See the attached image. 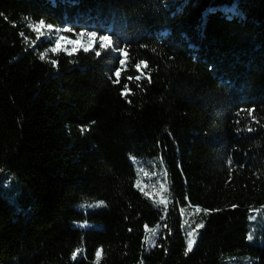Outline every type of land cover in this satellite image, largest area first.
Returning <instances> with one entry per match:
<instances>
[{"label": "trees", "instance_id": "trees-1", "mask_svg": "<svg viewBox=\"0 0 264 264\" xmlns=\"http://www.w3.org/2000/svg\"><path fill=\"white\" fill-rule=\"evenodd\" d=\"M41 19L119 40L120 83ZM262 215L264 0H0V264H264Z\"/></svg>", "mask_w": 264, "mask_h": 264}, {"label": "snow or ice", "instance_id": "snow-or-ice-1", "mask_svg": "<svg viewBox=\"0 0 264 264\" xmlns=\"http://www.w3.org/2000/svg\"><path fill=\"white\" fill-rule=\"evenodd\" d=\"M29 26L32 28V31L36 33L38 39L45 36V33L41 31V29L43 27H45V20L44 19H41L39 21V23H37L35 25H29ZM46 27L48 29V36L50 37V42L54 43V45H55L54 47L51 48V52L58 53L60 51H64L68 56H72L75 53H77L81 47H82V50L84 53H88L90 51V49H92L93 45L97 42L98 31H100L99 29H96V30H89L87 32H80V33H78L77 38L75 40H68V43L72 45V47L70 49L67 47L62 49L61 48V41L66 39V38L59 35L61 29L56 28L55 30H53V24L52 23H48L46 25ZM63 31L64 32H71L72 29L71 28H64ZM21 35H23V33H21ZM83 37H87V41H86V43L81 44L80 41H81V38H83ZM25 39H27V37H25ZM98 48H99V50H96L93 53L96 57H100L103 53L107 57L112 59L113 61H118L119 67H115L113 69L112 74L116 77V79L113 81V83H120L121 70L125 66L126 58H127V53H126L125 49L120 47V41L117 40L115 47H113L112 36L101 34L98 37ZM46 55H47V53L45 52L44 54H42L40 56V59L41 60L45 59ZM121 55L124 56L125 58H120ZM51 63L53 65H56L57 61L53 60V61H51ZM142 64L144 65V67H147V65L144 64L143 61H141V63H137L135 65V68L137 70H140ZM140 78H141L140 76L135 77L136 80H140ZM128 79H132V77H128ZM128 91H129L128 85L124 84V91L122 92V95H127ZM229 163H231V158H229ZM165 176H167V173H165ZM166 183H167V181L165 180L164 183L160 184V191L162 193H168L169 192V189L166 187ZM137 184H139V181H137ZM156 203L158 205L164 206L165 211H167V205H168L167 196H161V198ZM101 204H103V202H101ZM195 211L200 212V209L196 208ZM207 211L208 210H205L206 213H207ZM184 223L188 224V221L185 220ZM259 223H264V215H262L260 217V219L258 220V224ZM189 227L191 228L190 225H189ZM203 227H204V224L201 222V223L196 225V229H191L187 232L188 239H187V247L185 250V256H187L188 253L193 250V245L196 242V235H197L196 230L202 229ZM156 234H157L156 230L153 229L152 230V236L155 237ZM248 239L249 240L254 239V233L251 232V230H250V234L248 236ZM148 243L152 244L153 240L150 238L148 240ZM73 255L75 258V253ZM100 255H101V253L98 250L96 252L97 264H99ZM248 264H252V262L249 261Z\"/></svg>", "mask_w": 264, "mask_h": 264}, {"label": "rangeland", "instance_id": "rangeland-1", "mask_svg": "<svg viewBox=\"0 0 264 264\" xmlns=\"http://www.w3.org/2000/svg\"><path fill=\"white\" fill-rule=\"evenodd\" d=\"M60 29H61V31H60L59 35L66 38V39H64V40L61 41V48L63 49L65 47H67V48L70 49L72 47V45L68 43V40H75L77 38V35L78 34H69L70 32H64L63 31L64 28H60ZM31 30H32V28H31ZM53 30H55V29H53ZM41 31L45 33V36L44 37H41L39 39L37 38V35H36L35 32L32 31V33H33V35H34V37H35V39L37 41H40V42L43 41L44 45H49V47L47 49V52H50L51 53V48L54 47L55 45H54V43H51L50 42V37L48 36V29H47V27H43L41 29ZM86 41H87V37H83V38H81V41L80 42H81V44H83V43H86ZM96 44H98V40H97V42L94 45H96ZM94 45H93V47H94ZM93 47H92V49H93ZM92 49H90V50H92ZM79 51H83L82 50V47L79 49ZM60 52L63 53V54H66L64 51H60ZM145 164L150 167V169H149V171H150L149 172V177L153 181L159 180V183L160 184L162 183V181H165V180H163V175L164 174H163L162 167H161V165H160V163L158 161H156V160H150V161L146 162ZM136 169L139 171L141 169V167H139L138 165H136ZM161 196H164V193H162L160 191V188H159L158 191L157 190L155 191L153 198L159 200L161 198ZM182 215L184 217V220H187L188 222H190L192 220L191 218H193L195 215H197V213H196V211L191 210V211H189L187 213V215H184V214H182ZM193 229H196V228H193ZM150 238L153 240L152 234L149 237V239Z\"/></svg>", "mask_w": 264, "mask_h": 264}]
</instances>
